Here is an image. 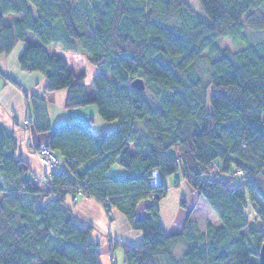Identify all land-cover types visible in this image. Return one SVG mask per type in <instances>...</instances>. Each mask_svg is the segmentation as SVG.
<instances>
[{
  "label": "trees",
  "instance_id": "obj_1",
  "mask_svg": "<svg viewBox=\"0 0 264 264\" xmlns=\"http://www.w3.org/2000/svg\"><path fill=\"white\" fill-rule=\"evenodd\" d=\"M92 1L82 8L71 0H0V55H12L20 43V67L46 77V94L67 90L71 111L60 125L37 124L62 159L43 184L24 177L30 164L16 153L14 133L0 125V264H99L102 245L89 240L94 227L67 205L80 195L121 212L143 234L140 245L114 243L125 264H259L264 46L231 53L218 40L246 42V26L264 29V0H198L206 17L187 0ZM8 16L15 17L11 24ZM176 16L179 25L168 24ZM58 40L88 56L96 76H78L51 54ZM205 53L207 82L195 70ZM138 79L144 91L133 87ZM93 104L104 120H118L116 131L95 133L92 120L73 113ZM23 123L31 133L32 120ZM117 165L126 174L115 178L109 172ZM154 175L161 186L153 187ZM172 176L175 187L185 179L207 201L220 225L201 232L188 217L181 232L165 230L160 206ZM142 201L148 215L138 219ZM180 206L186 208L184 198Z\"/></svg>",
  "mask_w": 264,
  "mask_h": 264
},
{
  "label": "crops",
  "instance_id": "obj_2",
  "mask_svg": "<svg viewBox=\"0 0 264 264\" xmlns=\"http://www.w3.org/2000/svg\"><path fill=\"white\" fill-rule=\"evenodd\" d=\"M22 49V45L18 46L16 52H14L16 55L12 58L8 56L9 58L5 59L3 55H0V125L7 131L14 133L15 140L18 143L16 153L22 154L24 159L30 164L31 170L26 173L24 177L42 184L46 173H44L35 149L48 144L49 133L47 131L37 130V124L44 125L48 122L52 128L57 126L56 124H62V122L68 120L71 111L65 108V104L64 109L58 108L56 110V108H52L58 106L63 101L66 103L68 91L61 90L46 94V77L40 72H25L22 67H20L18 56ZM67 64H70L69 61H67ZM73 64L77 65V62L74 61ZM69 70L76 73L75 69H70V65ZM82 72L83 71H80L78 73L81 74ZM78 73L76 75L80 76ZM32 97L44 99V103L41 102L39 104V102H35ZM80 111L81 110L78 109L73 113L84 119L87 123L92 120L88 114L83 112L84 109ZM27 118H31L32 120V125L30 127L31 133L22 128V123ZM92 123L93 122H91V128ZM92 129L94 131V128ZM60 168H66L65 163H62ZM115 172L117 173V170H110L109 175L118 178L113 175L116 174ZM125 174L126 170L123 172L122 176ZM186 184H184V187L187 189L186 193L180 194L177 192L173 195V191H169L168 197L160 206V221H162L165 230L171 235L181 232L180 229L185 222L188 212H190L198 202L200 205H209L205 199L199 198L198 194L194 192L195 190ZM180 197L186 200V208L182 210L179 209ZM76 204V207H74L76 219L82 224L92 225L99 233H93V239L90 240L93 243H100L102 245L100 248L99 264H101V260L105 255L110 258L112 264H115L114 262L118 264L117 256H121V253L123 255V252L122 248H120V250L119 247H115V242H123L129 245L142 244L143 234L130 229L128 222H126L121 212H118L114 208H109L108 211L107 209L105 211L100 202L85 198L82 195L78 196ZM67 205L71 206L69 204ZM211 211L213 210L211 209ZM214 213L213 211V214ZM216 216L217 214L215 213L214 217ZM194 222L197 226L198 223L195 220ZM212 224L220 225L216 222H212ZM200 231L205 232L203 230ZM122 259L125 264L124 257Z\"/></svg>",
  "mask_w": 264,
  "mask_h": 264
},
{
  "label": "rangeland",
  "instance_id": "obj_3",
  "mask_svg": "<svg viewBox=\"0 0 264 264\" xmlns=\"http://www.w3.org/2000/svg\"><path fill=\"white\" fill-rule=\"evenodd\" d=\"M71 1L73 2L74 5H78L79 4L82 8L88 7L91 3H93L92 0H85V1H82V0H71ZM187 2L189 4V6H191L192 9L195 12H197L198 14H200L203 17H206L204 15V10H203V8L200 5L198 0H187ZM176 17L171 19L168 24H170L172 26L179 25L180 18H178V17L176 18ZM14 20H15V17H13V16H8L7 19H6L8 24H11ZM244 35L247 37V41L246 42H242V41L234 42L231 38H229V39L228 38H220L218 40V46L222 50L227 51V52H231V53L239 52L240 50L245 49L246 47H248L250 45H257V46H261L262 45V46H264V29L255 30V29H252V28H249L248 26H246L245 30H244ZM63 45L64 44H62V41L58 40V42H55L54 45L52 46V48L50 50V53L51 54L54 53V54H56L58 56L61 55L63 58H65L66 61H69L70 69H75L76 70L75 74H77L80 71H83L82 73H85L86 75H88V79H92L95 76V74L97 73V71H98L97 70V66L95 64H93V63H90L88 56L78 55V54L74 53L73 50H70V49L69 50L68 49L65 50V49H63ZM18 46H21V44L18 43ZM53 47L55 48V50L53 49ZM15 55H16V53H13L10 56L12 58ZM3 57L5 59L9 58L7 55L3 56ZM157 58L166 67L165 58L163 56H161V55L157 56ZM74 61L77 62V65L73 64ZM209 61L210 60L208 59V53H205L202 56L201 60L195 65V70L200 72L203 80H205L206 82L209 81L208 80ZM79 75H81V74H79ZM61 104H59L58 106H54L52 108H54V109L56 108V110L58 108L64 109V104H65L64 101L61 102ZM83 109H84L83 112L88 114V116L90 118H92V122H93L92 123V128H94V131L96 133L112 132V131H116V129L118 128V124H119L118 120L110 122V121H106L102 117H100L99 112H98V106L93 104V105H89V106H85L83 108H80L79 110L82 111ZM61 113H62V110H61ZM56 125H60V123L56 124ZM27 131H29V129H27ZM36 138H37V136H36ZM172 154L175 155L174 150H172ZM60 160L62 161L61 158H60ZM39 162H40V159H39ZM41 166H42V168L44 170V173H46L44 182L45 181L46 182L50 181L51 180V174H52L51 171L47 170V168L44 167L42 165V163H41ZM110 170H112V171H116L117 170V173L115 172L116 174H113V175H115L117 177H121L123 172H125V169L123 170L120 165L114 166ZM176 177H179V175H176ZM175 179H176L175 176H172L171 178L166 179L165 185H166V189L168 190V192L169 191L170 192L173 191V193H172L173 195H174V193H177V192L180 193V194H182V193L184 194V192L186 193L187 189L184 187V184H186L187 182L185 181V179H182V183H180L177 187H175V185H174ZM186 185H188V184H186ZM176 190H178V191H176ZM192 191H190V192H192ZM182 199H183V197H180L179 206L181 204ZM145 202L146 201H142L140 203L138 209H137V211H138V213H137L138 219L145 218L148 215V213L145 211V206H146ZM67 204L71 205L73 210H74V207H76V205H77L76 201L75 202H73V201L71 202L70 198H68ZM103 207H104V205H103ZM104 209L106 211L105 207H104ZM179 209L182 210L181 206H180ZM211 209L212 208H210L209 205H205V206H204V204L200 205V203L198 202L194 206V208L190 212H188V215L185 218V221H186V219L188 217H190V220H192L193 222L195 220L198 223V225H197L198 228L200 230H203V231H205V228H206V226L209 223L216 222V223L220 224V219L218 218V216H216L217 218L214 217L215 213L213 214V211H211ZM73 213H74V211H73ZM183 226H184V224H183ZM180 231H181V229H180ZM95 232L97 234H99L98 231L94 228V232L93 233H95ZM93 235L94 234H92V236H91L92 238L90 237L89 240L93 239ZM122 252H123V250H122ZM182 255H183L182 248L179 247V246L176 247L174 249V256H175V260L174 261L177 262V261L181 260ZM123 257H124V261H125L124 253H123V255L121 253V256H119V257L117 256V263L118 264H124L123 263V259H122ZM114 263L116 264V262H114ZM101 264H112V263H111L110 258L107 255H105L102 258V260H101ZM161 264H168V263H167L166 260H164V261H161Z\"/></svg>",
  "mask_w": 264,
  "mask_h": 264
},
{
  "label": "built area",
  "instance_id": "obj_4",
  "mask_svg": "<svg viewBox=\"0 0 264 264\" xmlns=\"http://www.w3.org/2000/svg\"><path fill=\"white\" fill-rule=\"evenodd\" d=\"M30 123V118H27L23 124L29 127ZM36 152L39 155L40 162L44 167L47 168V170L54 171V169L59 166L61 161L58 155L54 151H51L46 145L36 148ZM158 186H161V180L158 175H154L153 187Z\"/></svg>",
  "mask_w": 264,
  "mask_h": 264
},
{
  "label": "water",
  "instance_id": "obj_5",
  "mask_svg": "<svg viewBox=\"0 0 264 264\" xmlns=\"http://www.w3.org/2000/svg\"><path fill=\"white\" fill-rule=\"evenodd\" d=\"M133 87L139 90H145V83L142 80H135L133 83ZM259 264H264V243L261 246L260 255H259Z\"/></svg>",
  "mask_w": 264,
  "mask_h": 264
}]
</instances>
